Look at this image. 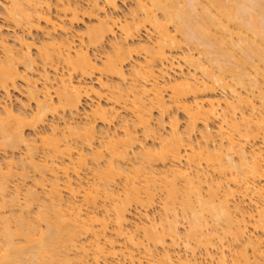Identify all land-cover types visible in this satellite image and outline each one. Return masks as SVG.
Instances as JSON below:
<instances>
[{
	"label": "bare ground",
	"instance_id": "1",
	"mask_svg": "<svg viewBox=\"0 0 264 264\" xmlns=\"http://www.w3.org/2000/svg\"><path fill=\"white\" fill-rule=\"evenodd\" d=\"M56 1L9 0L5 6L12 27L45 37L34 46L45 85L37 89L38 82L19 69L38 68L33 45L19 38L16 52L2 38L0 91L8 99L10 89L26 82L37 111L30 119L26 109H0V151L26 146L21 161L0 164V264H264V0H136L125 23L105 12L115 13L118 0H91L83 17L96 18L97 25L87 27V39L76 37L79 45L71 31L81 20L82 0ZM52 5L58 6L55 20ZM148 28L155 36L151 46L138 41ZM109 38H115L112 54L99 66L88 48L101 49ZM181 50L190 75L176 72L182 68L174 54ZM48 69L56 73L53 79ZM95 74L98 89L87 84ZM104 77L118 84L108 85ZM92 95L98 101L92 113L85 111L91 119L86 115L84 125L73 126ZM123 110L132 120L121 119L118 136L109 126ZM173 110L185 115V132ZM60 111L73 114L71 125L53 126L39 145L26 138L25 129L36 131ZM165 116L171 120L168 135L161 134ZM98 122L108 128L99 135ZM214 124L216 134L209 132ZM139 129L156 147L138 150ZM197 133L201 144L193 140ZM99 136L106 142L93 151ZM80 146L91 149L89 155ZM137 150L134 163L130 154ZM14 162L20 166L13 170ZM85 171L91 178L83 177ZM17 175L21 182L31 179L32 188H23ZM157 200L159 222L149 215ZM133 209L140 217L135 223ZM178 217L188 223L186 234L180 235Z\"/></svg>",
	"mask_w": 264,
	"mask_h": 264
},
{
	"label": "rangeland",
	"instance_id": "2",
	"mask_svg": "<svg viewBox=\"0 0 264 264\" xmlns=\"http://www.w3.org/2000/svg\"><path fill=\"white\" fill-rule=\"evenodd\" d=\"M8 1L9 0H0V40H2V38H4V39H6L7 41H8V44H9V47H11L12 48V50L14 49V50H16V52L18 51V50H20V48H18L17 49V47L19 46L20 47V44H19V42H18V40H19V38L21 39V38H23V42H27L28 41V44H31V45H33V46H31L32 48H30V50L29 51H31V56H32V58H35L34 60H36L37 62V64H38V68H37V66H35V68L33 67V69L32 70H34L35 69V71L34 72H30V71H32L31 69H24L23 68V66H20V72H22L21 74L23 75V76H25V77H27L26 75L28 74V77H29V79L30 80H36L38 83H37V85H36V87H38L37 89H40V90H42V87L45 85L44 84V78H42V76H43V72H44V70H43V67H41L42 65L40 64V60H39V58H37L38 56H37V50L36 49H38L40 46H41V44L42 43H44V39H45V37L42 35V33H40V32H38V33H35L36 31H33V32H29V34L27 33V31H25V30H23V28L21 29V28H19V29H16V28H14V27H12V25L11 24H9L8 23V21L6 20V18H4L5 17V15H4V13H5V6L7 7V5H8ZM64 2H62L61 4H66V0H63ZM102 2H103V0H101ZM100 0L98 1L99 2V4L100 5H103V3L101 2ZM52 2L53 3H60L59 1H56V0H52ZM52 3V4H53ZM91 3V0H82L81 1V4H80V9H81V13H80V16H81V20H80V22L77 24H75L74 25V27H72V29H73V31H71V33H72V35L71 36H75V37H73V38H75L74 40H75V42H76V45H79L80 44V39L79 38H76V37H80L81 35L83 36V35H85V33H86V30L89 28V27H94V26H96L97 25V20H96V18H94V19H92V18H88L87 16L86 17H83V13H84V11L86 12V11H89V7H91V5H89ZM7 4V5H6ZM135 4H136V0H118V10L114 13L113 11V13L107 8V10L105 9V12H106V14L107 15H109V16H111L112 17V15H114V16H117V19L118 18H120V23L121 22H124L125 23V20H127L128 22L132 19V13L131 12H134L133 11V9H135ZM54 5V4H53ZM52 5V10H51V15H52V17L54 18V20L58 17L57 15V10H55V8L56 7H58L57 5H55V6H53ZM55 7V8H54ZM89 8V9H88ZM109 10V11H108ZM117 13V14H116ZM111 14V15H110ZM57 16V17H56ZM113 16V17H114ZM56 17V18H55ZM131 17V18H130ZM68 18V17H67ZM66 18V19H67ZM67 20H69V19H67ZM11 25V26H10ZM123 25V24H122ZM88 27V28H87ZM149 29V28H148ZM147 29V31H142V33L140 34V38L138 39V41H140V42H142V43H145V44H143V45H146V46H151L152 44H153V41H155V40H153V38L155 37L154 36V34L150 31V29L148 30ZM77 34H76V33ZM151 32V33H150ZM76 34V35H74V34ZM81 34V35H80ZM79 35V36H78ZM116 35L117 36H115V37H118V38H114L115 40H119V41H121V36H122V32L120 31V29H118L117 30V32H116ZM153 35V36H152ZM151 36V37H150ZM85 37V39H87L86 38V35L84 36ZM17 38V39H16ZM150 38V39H149ZM25 39V40H24ZM111 39H113V38H109L108 39V41H106L105 42V44H104V47H101V49L99 48V49H94V48H92V47H89L88 49H89V53H90V55L92 56V58H95L96 59V57L98 58V59H96L97 60V63L99 64V66L100 65H102V63L105 61V59H106V57L107 56H109V55H111L112 54V51H113V48H112V45H114L113 43H112V45H110L111 44V42H113V41H115L114 39L111 41ZM17 40V41H16ZM22 40V39H21ZM117 40V41H118ZM85 41V44L87 45L88 44V42H86V40H84ZM116 41V42H117ZM118 41V42H119ZM179 41H180V39H179ZM147 42V43H146ZM148 42H149V44H148ZM35 43V44H34ZM79 43V44H78ZM150 43H152V44H150ZM19 44V45H18ZM40 45V46H39ZM34 46H37L38 48H35ZM34 48V49H33ZM184 48H186V47H184ZM184 50H187V49H184ZM110 51V52H109ZM182 51V50H181ZM181 51H178V53H179V55H178V53H176V54H174V57H177V58H175V60H177L176 61V65H178V63L177 62H179L180 64H179V67L180 68H182V69H178V68H176V69H178V70H176V72H180L181 70V72L183 73L184 72V75H187L188 73H189V75H190V72L191 73H193L192 71H193V69L192 68H190L189 67V65L187 64V62H186V60L184 61L183 59H186V56H184L185 55V52L184 51H182L183 52V54H182V52ZM186 52H188V51H186ZM2 50H0V57L2 56ZM192 53V52H191ZM194 53V52H193ZM93 54V55H92ZM96 54V55H95ZM109 54V55H108ZM187 54V53H186ZM195 54H197V53H195ZM140 55H142V56H140V58H141V60L142 59H144L145 58V55H144V53H140ZM189 55V54H188ZM94 56V57H93ZM106 56V57H105ZM105 57V58H104ZM137 57L139 58V55H137ZM183 58V59H182ZM99 60V61H98ZM101 61H102V63H101ZM177 67V66H176ZM128 68V69H127ZM126 68V72L128 73V71L130 70L129 68L130 67H127ZM38 69V70H37ZM59 69H61V71L60 70H58L57 71V74L59 75V73H60V75H62V73H65L66 71H63L64 70V68H62L61 66L59 67ZM23 70H25V71H23ZM47 71V73L48 74H51V75H49V77H51V79H53L54 78V76L56 75V73L55 72H52L53 70H50V69H48V70H46ZM25 73V74H24ZM130 73V72H129ZM47 74V75H48ZM95 75H97V76H95ZM94 75V77L91 79V80H88L87 81V84H91L92 82H94V83H92L93 85H95V88L96 89H98L99 88V86L97 85L98 83L96 82L97 80H98V77H99V74H95ZM129 75V74H128ZM175 75L176 76H180V74H176L175 73ZM183 75V76H184ZM41 76V77H40ZM53 76V77H52ZM31 77H32V79H31ZM97 77V78H96ZM75 78H77V77H75ZM200 78V77H199ZM28 79V80H29ZM94 79H96V80H94ZM27 80V79H26ZM76 80V79H75ZM74 80V81H75ZM105 82H107L108 83V85H113V84H118V83H116V82H118V81H116V79H113L112 81H111V79H106V77H104V79H103ZM35 81V82H36ZM77 81H79V80H77ZM77 81H75V82H77ZM33 83H34V81H32ZM26 82H23L22 80L20 81V82H18L17 83V85H16V87L15 88H13V89H10L9 90V98L7 99V94L5 95V93L4 92H2V91H0V109H3V108H5V106L7 105H10V106H8V107H11L12 106V108H13V111L15 112V114H18L19 113V111H21V109L22 110H24V109H26L25 111L28 113V114H26L30 119L31 118H34L33 116L35 115L34 113H36V111H37V106H36V102H34V101H31V100H29L28 98V95H27V85L25 84ZM34 84H36V83H34ZM49 84V83H48ZM53 84L54 85H49L50 86V88H52V89H50L51 90V95L53 96L52 97V99H53V103H55V105H57L58 104V98H56L54 95H53V93L55 94V92H53V91H55V89L56 88H54V87H56V83L55 82H53ZM27 86V87H26ZM44 89V88H43ZM41 93V92H40ZM105 93H106V91H105ZM241 93H243V91H241ZM103 94V93H102ZM107 94V93H106ZM106 94H103V95H106ZM108 95V94H107ZM106 95V96H107ZM222 95H224V93L221 91V90H219L218 91V96L219 97H223ZM227 96H228V94H227ZM93 97V98H92ZM91 99H89V98H86L84 101H83V103H82V105H81V109L78 111V114H75L74 116H73V121H74V123L72 124L73 126L75 125V124H77V125H84L86 122H87V120H89V119H91V116H92V114H89L90 112L92 113V111H93V109H94V107H95V105H96V103H97V101H98V99L96 98V96L95 95H92L91 97H90ZM228 99H231L230 98V94H229V97H227ZM97 99V100H96ZM103 99V100H102ZM90 100H92V101H90ZM106 100V101H105ZM93 102V103H92ZM101 104L104 106V107H107L108 108V105H110L109 103V101L107 100V99H105V98H101ZM108 103V104H107ZM94 104V105H93ZM23 105H24V108H23ZM3 106V107H2ZM22 106V107H21ZM85 111H87V112H89V113H86ZM120 111V110H119ZM125 110H123L122 112H119V115H121V116H119V117H121V118H118L113 124H111L110 126H109V130L110 131H112V132H116L117 133V135L119 136H121L122 134H123V129H121L122 128V123H121V119L123 120V119H125L126 117V120L128 119V123L130 124L131 122V120H132V118L131 119H129L130 118V113H128V112H124ZM173 111H175V110H173ZM84 112V113H83ZM126 113H128L127 115H126ZM175 113L176 114H174V112H172L170 115H167V116H170V118L172 119V116H174V115H176L174 118H179L178 120H179V126H180V130H181V132H185L184 130H186L185 128H186V123H187V120H185L186 119V117H185V115L182 113V112H176L175 111ZM29 114H30V116H29ZM61 114V115H60ZM172 114H174V115H172ZM71 115H73L72 113H70V112H68V111H66V113H65V111H64V113H63V111H60V112H58V114L57 115H54L53 117L50 115L47 119H49L48 121L46 120V125H44L43 127H38L37 128V130L35 131V130H33V129H30V128H32V127H30V128H27V129H25L24 130V133H25V136H26V138H29V140H32V139H38L37 140V145H39L40 144V139L42 138V137H47L48 135L50 136L51 135V128L53 127V126H55V125H58V127L60 128V130H63L62 128L63 127H65L64 126V124H69L70 123V125H71V121H70V119H72V116ZM77 115V116H76ZM79 115V116H78ZM86 115H88L87 116V118L88 117H90L89 119H86L85 117H86ZM123 115V116H122ZM130 115V116H129ZM56 116H58V117H56ZM71 116V117H70ZM85 116V117H84ZM167 116H165L164 117V121L166 122H164L166 125L164 126L165 128H163L162 130H161V134H166V135H168V133H166V132H168V131H170V130H168V129H170V126H169V123L168 122H170L171 120L167 117ZM178 116V117H177ZM155 117H159V115H157V113L154 115V117H153V121L154 122H152V126H154V130L155 129H157L156 127H158V122H160V119L158 118H155ZM58 118H60V119H58ZM29 120V119H28ZM77 120V121H76ZM86 120V121H85ZM159 120V121H158ZM169 120V121H168ZM66 121V122H65ZM67 121H70V122H67ZM76 121V122H75ZM82 121V122H81ZM124 122H127V121H125V120H123ZM157 121V122H156ZM168 121V122H167ZM48 122V123H47ZM84 122V123H83ZM83 123V124H82ZM155 125H154V124ZM67 124H66V126H67ZM171 125V124H170ZM55 127H57V126H55ZM103 127V128H102ZM105 128H107V127H105V125H103V124H101V122H98L97 124H96V132H97V135H99V134H101V133H103L104 131H105ZM53 129V128H52ZM108 129V128H107ZM164 130V131H163ZM210 130H211V132H210ZM216 130H217V125L216 124H214V125H211V127H210V129H209V132L210 133H212V134H216ZM100 131H102V132H100ZM200 131H202V130H200ZM100 132V133H99ZM111 132V133H112ZM137 132H138V138H139V145L140 146H138V150H139V148H144V147H146L147 149L149 148V147H151V149L152 148H154V146H155V144L153 143V140H151V139H143V137L142 136H144L143 134H142V129H139V130H137ZM136 132V133H137ZM35 133L37 134V135H35ZM110 133V134H111ZM46 134H48V135H46ZM202 134V133H201ZM200 134V135H201ZM39 135H41L40 136V138H39ZM137 135V134H136ZM197 136H195V138L193 139L194 141H196V142H198V143H196V144H201L202 143V141H201V143H199L200 142V139H201V136L197 133L196 134ZM199 135V136H198ZM123 136V135H122ZM36 137V138H35ZM196 137H197V139H196ZM214 137H215V135H214ZM99 138L101 139H99L98 141H96L95 142V145L93 146V148H92V150L93 151H97V149H100V147L99 146H101L102 144H103V142L102 141H104V144H105V140H102V136H99ZM146 140V141H145ZM151 140V141H150ZM216 141V143H217V139L215 140ZM141 142H142V145H141ZM97 144V145H96ZM99 144V145H98ZM36 145V144H35ZM143 145H144V147H143ZM149 146V147H148ZM217 146V145H216ZM24 147H26V146H24V145H22L21 147H20V149L18 148V150H14V152L13 151H11L10 152V154H7V153H5L4 151H0V164L1 165H3V166H1V167H4L6 164H7V162L8 161H6L7 159H9V160H11V159H14V160H12V161H15L16 163H18L19 161H21V157H22V159L23 158H25V157H23V156H25L24 155V152L26 153V148H24ZM84 147V148H83ZM99 147V148H98ZM156 147V146H155ZM80 149L82 148L83 150H81V151H86L85 152V154L87 155H89V151L91 150V149H89L88 147H86V146H80L79 147ZM97 148V149H96ZM141 148V149H142ZM22 149V150H21ZM136 151V152H134V151H132L131 152V156H133L134 154H136L137 155V153L139 152H141V150L140 151ZM99 151V150H98ZM5 153V154H4ZM14 153V154H13ZM5 156H4V155ZM7 154V155H6ZM21 156V157H20ZM130 156V157H131ZM7 158V159H6ZM41 158V156L38 158V160ZM89 158H90V156H89ZM135 158H136V156L134 155L133 157H131L130 159H131V161L132 162H134V160H135ZM5 159V160H4ZM11 161V162H12ZM10 162V161H9ZM15 162H14V164H15ZM91 162V161H90ZM89 162V165H90V169L93 167V165L91 164ZM135 163V162H134ZM131 164H133V163H131ZM16 166H14V168H13V170L14 169H17L18 167H17V165L18 166H20L19 164H15ZM134 165V164H133ZM17 167V168H16ZM14 172H16V171H14ZM13 172V173H14ZM87 172V173H86ZM19 174H20V172H19ZM16 175V174H15ZM33 175V176H32ZM90 176V178H91V174H90V172H88V171H85L84 173H83V177H85V178H89V176ZM13 177H15V176H13ZM20 177L21 176H18L17 175V177L14 179V180H17L18 178V183H23L22 185L24 186H21V187H23V188H30L31 187V185H33V182L32 181H29V180H31V179H37V178H39L36 174H35V176H34V174H31V176L29 175V177L28 178H31V179H29L28 181H22L21 182V179H20ZM34 177H36V178H34ZM13 180V182L15 183V181ZM22 180H24V179H22ZM76 180V179H75ZM34 181V180H33ZM35 182V181H34ZM76 182V181H75ZM12 184L13 186L15 185V184ZM17 183V182H16ZM21 185V184H20ZM27 185V186H26ZM118 185H119V187H121V184L120 183H118ZM13 186H11V188H12V190H13ZM28 186H30V187H28ZM22 188V191H25V189H23ZM32 188V187H31ZM11 191V190H10ZM13 192V191H12ZM12 192H10V193H12ZM13 194V193H12ZM65 197H66V195H65ZM161 198H158V200H160ZM157 200V201H158ZM157 205H161V201H158L157 203H156V205H155V207H153L151 210H150V213H149V215H150V217H151V219H155V221L156 222H159V219H161V210H159L160 209V206H157ZM155 208H157L156 210H155ZM33 209H36V208H34L33 207ZM140 211V210H139ZM159 211H160V213H159ZM34 212V211H33ZM160 214V215H159ZM132 215H134L133 217H135V218H133L132 217ZM131 215V220H135L134 222H132L131 220H130V222L131 223H135V222H138L139 220H140V217L139 216H136V215H138V212L136 211V210H134L133 209V214ZM160 216V217H159ZM138 218H139V220H138ZM180 218V219H179ZM178 219L179 220H181V221H179V223L182 225H179L178 224V226H179V231H180V235L181 234H183V233H187L186 231L188 230L187 228L189 227L188 226V223H187V221H184L185 219H183V217H178ZM177 219V220H178ZM182 222H184L183 224H182ZM112 226V225H111ZM186 229V230H185ZM185 231V232H184ZM142 234V233H141ZM139 236H142V235H140V233H139ZM182 237V240L183 241H185L184 239V236H181ZM184 238V239H183ZM182 240H180V243L179 244H181L179 247H178V252L180 253L181 251V253H182V255H184L185 254V247H183L184 245V243H182ZM183 245V246H182ZM225 250V249H224ZM160 253H157V254H159V255H161L162 254V251L161 250H158ZM226 253H227V256H228V254L230 255V250H228L227 248H226ZM199 253H200V251H198ZM180 253V254H181ZM199 253H198V255H199ZM251 253V252H250ZM250 255H252V253L250 254ZM200 257V256H199ZM252 258V257H251ZM146 259H144L143 261L144 262H146L145 261ZM252 263H254L253 261H252ZM125 264H131V263H128V262H125Z\"/></svg>",
	"mask_w": 264,
	"mask_h": 264
}]
</instances>
